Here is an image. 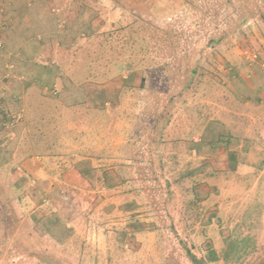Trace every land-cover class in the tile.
I'll use <instances>...</instances> for the list:
<instances>
[{
  "label": "rangeland",
  "instance_id": "374dc122",
  "mask_svg": "<svg viewBox=\"0 0 264 264\" xmlns=\"http://www.w3.org/2000/svg\"><path fill=\"white\" fill-rule=\"evenodd\" d=\"M156 6L155 14L124 15V25L101 31L87 50L92 60L110 59L109 69L115 56L134 55L145 74L141 86L151 92L155 106L141 111L140 119L158 125L155 131L145 124L140 145L128 148L135 159L124 176L131 180L124 192L94 191L102 197L87 208L92 216L87 229L97 235L103 231L97 226L101 219L127 215L134 234L124 245L141 250L123 253L122 259L134 264H193L191 254L202 264H264V141L262 128L252 120L263 117V105L257 107L252 98L254 110L248 111L244 101L251 98L243 95L263 88L264 0H157ZM2 41L0 58L7 52ZM245 53L257 58L249 60ZM5 65L0 60V105L5 91H16L6 102L8 126L0 127L2 137L13 134L4 145L10 149L23 134L36 146L32 141L39 137L41 142L66 135L68 126L72 138L98 141L108 131L117 135V129L101 124L110 117L129 124L137 120L135 110L113 108L107 116L98 112L103 127H89V112L76 96L72 111L62 116L67 125L54 133L46 125L54 118L51 97L31 91L25 115L17 82L4 77ZM167 120L170 126L163 127ZM111 196L123 214L117 202H104Z\"/></svg>",
  "mask_w": 264,
  "mask_h": 264
},
{
  "label": "crops",
  "instance_id": "0c3cea01",
  "mask_svg": "<svg viewBox=\"0 0 264 264\" xmlns=\"http://www.w3.org/2000/svg\"><path fill=\"white\" fill-rule=\"evenodd\" d=\"M156 1L0 0V30L7 45L0 60H5L6 67L12 66L8 68L9 77L18 84L25 115L31 91L51 97L54 118L48 125L55 133L67 125L62 116L73 109L71 103L79 96V106L89 112V127H103L105 123L106 128L113 127V132L117 129V135L108 131L98 141L86 137L78 140L69 136L72 130L68 126L69 130H64L68 136L57 133L41 142L39 137L32 141L36 146L28 145L23 134L11 149L4 145L13 134L7 138L0 135V264H134L122 259L123 253L135 255L141 250L124 245L127 235L134 234L130 229L132 220L127 215L119 219L104 217L97 224L103 231L92 235L87 229L92 220L87 208L99 203L102 196L95 194L96 190L124 192L125 184L131 181L124 176L135 159L134 151L128 148L140 145L145 124L149 123L150 130L155 127L153 121L144 123L139 113L155 106L152 107L151 92L141 86L145 74L136 65L134 55L131 59L115 56L109 69L110 59L97 56L92 60L87 50L101 31L124 25V15L155 14ZM54 88L57 95L52 92ZM244 91L243 95L251 98L244 101L248 111V107L254 110L252 98L258 100L257 107L263 105V117L252 120L262 128L264 141V64L263 88ZM5 92L8 96L0 105V127L5 123L8 126L6 102L10 104L16 96L14 90ZM122 107L135 110L137 120L130 124L115 120L113 125L114 118L110 117L100 124L99 111H105L103 115L107 116L106 112L113 108L124 110ZM27 120L23 124L28 125ZM167 125L169 121L162 124ZM123 126L125 130L118 129ZM232 158L238 159L234 150ZM263 174L264 161L260 175ZM63 192L69 194L70 201L63 199ZM44 198L49 203H44ZM104 202L117 201L111 196ZM119 205L117 202L115 206L123 214Z\"/></svg>",
  "mask_w": 264,
  "mask_h": 264
},
{
  "label": "built area",
  "instance_id": "2783aa9c",
  "mask_svg": "<svg viewBox=\"0 0 264 264\" xmlns=\"http://www.w3.org/2000/svg\"><path fill=\"white\" fill-rule=\"evenodd\" d=\"M0 11H1V8H0ZM1 32V31H0ZM0 47H3V41H2V39H0ZM246 54V57H247V59H249V60H255L256 58H257V55L255 54V53H245ZM10 68H12V66H8L7 67V72L5 73V75H4V77H6V78H8L9 76H10V74H9V69ZM52 92L55 94V93H57V89L56 88H54L53 90H52ZM21 116H22V114H18V118H21ZM10 121V120H9ZM7 125H8V122H7ZM62 197H63V199H65V200H67V199H69V196L66 194V192H63L62 193ZM43 202L44 203H49V200H48V198H44V200H43ZM102 228V227H101ZM103 229V228H102ZM128 246V245H127Z\"/></svg>",
  "mask_w": 264,
  "mask_h": 264
},
{
  "label": "trees",
  "instance_id": "16d2710c",
  "mask_svg": "<svg viewBox=\"0 0 264 264\" xmlns=\"http://www.w3.org/2000/svg\"><path fill=\"white\" fill-rule=\"evenodd\" d=\"M144 80L145 79H143V82H144ZM142 82V83H143ZM7 116V114H5V117ZM8 119H10L11 120V117L10 118H8ZM167 121H169V120H167ZM43 125V124H42ZM46 125H48V124H46ZM51 125V124H50ZM50 125H48L49 126V128L50 129H53V127H51ZM157 124L155 123V127L153 128V129H155V131L157 130V128H158V125L156 126ZM43 127V126H42ZM43 131V130H42ZM159 131H161L160 129H159ZM32 134H34V133H32ZM159 135L161 136V132H159ZM124 178H126V177H124ZM128 179V178H127ZM191 259H192V261H193V264H202V260L201 259H198L195 255H193V254H191Z\"/></svg>",
  "mask_w": 264,
  "mask_h": 264
}]
</instances>
